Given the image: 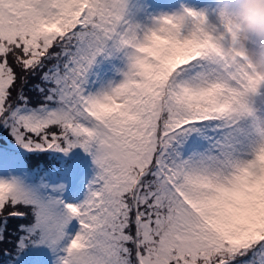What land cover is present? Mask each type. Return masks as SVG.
<instances>
[{"label":"snow or ice","instance_id":"1","mask_svg":"<svg viewBox=\"0 0 264 264\" xmlns=\"http://www.w3.org/2000/svg\"><path fill=\"white\" fill-rule=\"evenodd\" d=\"M127 10L0 0V264H264L251 65L202 13L141 37ZM115 52L123 78L93 91L90 70ZM76 149L96 168L82 201Z\"/></svg>","mask_w":264,"mask_h":264},{"label":"rangeland","instance_id":"2","mask_svg":"<svg viewBox=\"0 0 264 264\" xmlns=\"http://www.w3.org/2000/svg\"><path fill=\"white\" fill-rule=\"evenodd\" d=\"M218 0H128L126 19L132 25H138L141 37L160 26L165 16H184L186 10L191 9L198 13H206L209 25H221L218 12ZM191 25H186L184 35H188ZM127 70V57L124 52H115L112 55H102L97 58L96 64L90 70V87L93 91L106 88L109 83L119 82L122 73ZM255 104L261 115H264V87L256 97ZM75 158L80 161L78 177V201H82L87 193V185L96 174L95 165L89 155L82 149L75 150ZM39 159L47 161L48 157L41 153ZM76 228L79 227L73 221ZM7 247V245H6ZM50 264L52 262L50 261Z\"/></svg>","mask_w":264,"mask_h":264},{"label":"clouds","instance_id":"3","mask_svg":"<svg viewBox=\"0 0 264 264\" xmlns=\"http://www.w3.org/2000/svg\"><path fill=\"white\" fill-rule=\"evenodd\" d=\"M217 6L234 52L242 54L241 58L251 65L249 71L257 77L259 92L264 87V0H218ZM202 14L207 18L206 13ZM223 55L219 43L209 49V58L214 62Z\"/></svg>","mask_w":264,"mask_h":264},{"label":"trees","instance_id":"4","mask_svg":"<svg viewBox=\"0 0 264 264\" xmlns=\"http://www.w3.org/2000/svg\"><path fill=\"white\" fill-rule=\"evenodd\" d=\"M34 158H35V156H34Z\"/></svg>","mask_w":264,"mask_h":264}]
</instances>
